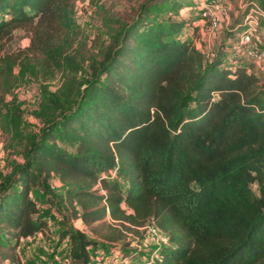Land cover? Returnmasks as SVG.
<instances>
[{
    "label": "trees",
    "instance_id": "obj_1",
    "mask_svg": "<svg viewBox=\"0 0 264 264\" xmlns=\"http://www.w3.org/2000/svg\"><path fill=\"white\" fill-rule=\"evenodd\" d=\"M71 1L0 0V39L21 25L36 38L68 31ZM242 1L264 12V0ZM194 2L166 0L165 15L126 25L105 21L108 44L87 80L78 76L84 59L62 58L59 91L31 112L46 124L26 137L27 160L0 191V264H20V242L47 229L31 197L36 175L58 179L69 219L96 239L62 227L59 242L76 264L104 244L138 243L147 224L166 245L151 262L129 255L130 264H264V82L233 53L229 65L195 48L194 20L180 16ZM19 63L25 70L19 56L0 57L5 83ZM22 115L18 104L0 107L7 131Z\"/></svg>",
    "mask_w": 264,
    "mask_h": 264
},
{
    "label": "rangeland",
    "instance_id": "obj_2",
    "mask_svg": "<svg viewBox=\"0 0 264 264\" xmlns=\"http://www.w3.org/2000/svg\"><path fill=\"white\" fill-rule=\"evenodd\" d=\"M166 0H72L71 21L73 23L68 31L56 32L50 37H37L32 28L34 26L21 25L11 30L7 38L0 39V57H20L25 65L21 63L16 66L9 80L5 83L4 77L0 76V107L5 104L20 105L23 111L18 131L8 130L5 119L0 118V189L6 186L12 168L21 165L27 160L25 146L26 137L37 135L45 122L34 118L31 112L39 110L45 102L49 93H57L66 77V70L63 69L62 58L70 56L74 61L81 62L84 59L83 71L78 75L80 79L87 80L92 77L90 65L98 61V53L101 48L108 44V28L112 21H119L121 24L132 23L140 16L165 15L162 5ZM197 2V1H196ZM194 2V4L196 3ZM240 3L234 2L226 16L221 18L220 29L211 32L203 25L197 16V10L191 12L188 18L193 19L192 26L202 29L192 40L199 46V50L207 51L215 55L226 54L234 45V35L239 29L238 17L240 15ZM35 22V21H34ZM201 22V25H196ZM201 27V28H200ZM236 28V30H235ZM258 38L264 39V27L260 29ZM47 43V44H46ZM50 47L56 53L52 54L53 59L42 54V48ZM1 75V72H0ZM3 112V111H2ZM10 130V129H9ZM72 152L73 149L67 147ZM37 184L31 191V197L36 200L40 215L46 217L47 229L42 235L36 234L29 240L20 242L16 250L20 264H45L49 251L60 249L68 252L67 242H59V233L62 227L73 233H82L89 240H96L90 229L79 220L69 219L67 203L61 198L63 185L56 177L45 178L43 175H36ZM94 189H99L100 185ZM0 190V191H1ZM257 192V187L252 186ZM63 218L66 221L64 225ZM49 224V227H48ZM135 241L132 237L126 242L129 246L118 244L116 248L120 255L126 256L124 264H130L132 259L129 255L137 254L135 261H152L157 249L166 245V237L158 235L159 245L153 244L147 237L146 231L139 229L138 238ZM123 245V246H122ZM100 247V246H99ZM123 249V251H122ZM104 254L109 255L112 249L109 245L100 247ZM112 250V251H111ZM133 263V262H132ZM8 264V262H4ZM72 264H76L72 261Z\"/></svg>",
    "mask_w": 264,
    "mask_h": 264
},
{
    "label": "built area",
    "instance_id": "obj_3",
    "mask_svg": "<svg viewBox=\"0 0 264 264\" xmlns=\"http://www.w3.org/2000/svg\"><path fill=\"white\" fill-rule=\"evenodd\" d=\"M239 8V28H241V31L237 42L231 47V51L233 54L243 53L245 59L251 63L264 65V48H255L252 44L253 36L260 31L261 27H264V12L256 4L251 3L248 7L243 1L240 2ZM229 9V3L224 0H197L192 7L187 8L190 12L197 10L199 21L204 26L206 25L211 32L220 29L221 18L226 16ZM199 51L207 60L216 57L213 53ZM143 229L150 241L155 245H159L158 235L162 233L152 224H147ZM39 235H42V233H39ZM62 252L60 249H56L54 252L49 251L45 264H72L73 260L69 252ZM123 258L119 251H112L111 254L107 255L103 251L97 250L91 253L89 264H124Z\"/></svg>",
    "mask_w": 264,
    "mask_h": 264
},
{
    "label": "crops",
    "instance_id": "obj_4",
    "mask_svg": "<svg viewBox=\"0 0 264 264\" xmlns=\"http://www.w3.org/2000/svg\"><path fill=\"white\" fill-rule=\"evenodd\" d=\"M193 1H197V0H193ZM239 3L242 2V0H238ZM233 3H229L230 7ZM189 13H191L190 11L187 10V8L183 9L180 11V16L183 18V19H187L188 18V15ZM240 17H238V21L236 23H239L240 22ZM201 22H197L196 25H201L200 24ZM201 28V27H200ZM202 29H199L198 27L196 28V31H195V35L194 37H196L198 35V33L201 32ZM236 30V28H235ZM237 33L234 35V43L237 42L238 38H239V34H240V31H241V28H239L238 30H236ZM260 35V32H258L256 35L253 36L252 38V44L255 48H264V39H260L258 38V36ZM193 37V38H194ZM193 44L195 46L196 49L199 50V46L196 44V42L193 41ZM225 56H226V63L231 65L233 64V61L228 57V55H230L232 53V51H225ZM239 57L240 61L238 63H236L237 65H240V66H246L248 68V72H253L254 74H256L257 76H259L261 78V80L264 82V65L262 64H254V63H251L249 62L248 60L245 59V57L243 56V53H237L235 54ZM1 190V189H0ZM48 227H49V224H48ZM32 238V237H31ZM31 238H28V239H25V240H29Z\"/></svg>",
    "mask_w": 264,
    "mask_h": 264
}]
</instances>
